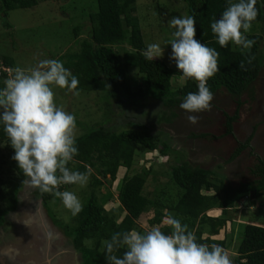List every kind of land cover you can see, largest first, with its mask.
<instances>
[{"label": "rangeland", "instance_id": "374dc122", "mask_svg": "<svg viewBox=\"0 0 264 264\" xmlns=\"http://www.w3.org/2000/svg\"><path fill=\"white\" fill-rule=\"evenodd\" d=\"M93 4L94 0H36L33 6L12 9L6 15L0 9V55L11 59L13 68L33 67L43 59L59 60L62 54L75 48L74 27L80 26L78 38L88 37L87 13L93 9ZM135 7L134 14L137 16L145 46L150 43L160 44L164 55L158 59L163 60L168 67L179 70L175 60L170 59L172 47L168 42L175 29L169 27L168 20L172 16L188 15L184 2L135 0ZM247 34L262 36L260 71L251 82L250 88L239 96L241 105L237 118L231 124L230 134L225 133V115H232L236 105L223 88L213 92L211 110L187 113L179 106L171 110L164 108L159 101L145 96L143 88L133 99L134 102L130 103L127 97H122L118 103L111 98L107 99L103 91L76 90L79 93L76 95L53 85L57 106H62L76 117V137L99 125L105 129L119 130L131 121L145 126L160 140L153 151L137 149L130 164L124 162L118 167L114 179L109 175L99 176L91 168L86 186L61 185V191L74 192L82 204L92 192L99 201H104L105 210L119 220L124 211L118 206L117 189L125 173H140L148 168L143 194L168 206L181 193V189L169 175L170 166L175 165L178 159L212 171L231 186L252 179L250 169L256 162L255 157H264V17L259 22H252L251 30ZM61 61L64 62V58ZM128 72L130 88L136 90L138 86L142 87V76L132 68ZM11 73L12 69L9 71ZM185 80L186 77L182 74L174 75L170 80L171 87H180ZM189 114L198 115L199 122L189 123L186 119ZM193 133L207 135L195 137L192 136ZM249 136L248 146L231 158L238 143ZM161 141L169 146L165 156H159L157 152ZM5 145V141H0V191L4 189L5 181L14 174L8 168ZM68 167L72 169L73 163H69ZM94 178L100 180L99 185L93 184ZM41 194L38 189L27 184L22 185L17 194L16 209L5 216V221L0 226V264H24L27 261L43 264L46 260L50 261L56 251L61 255L60 260L69 264H80L79 253L69 243L65 229L74 224L75 216H72L60 198L52 196L43 203ZM245 201L240 200L236 208L226 210L225 227L217 235H212L214 240L231 238L232 241L225 249L232 261L237 255L243 225L255 223L264 226V209L258 203L247 207ZM206 213L221 216L220 209L216 207ZM150 216L151 211L147 213V218ZM145 219L138 220V224L150 230ZM166 219L164 217L161 224H166ZM205 235L206 233L203 234ZM30 239L32 242L26 243ZM35 248H39L41 252L33 256L31 254Z\"/></svg>", "mask_w": 264, "mask_h": 264}, {"label": "trees", "instance_id": "16d2710c", "mask_svg": "<svg viewBox=\"0 0 264 264\" xmlns=\"http://www.w3.org/2000/svg\"><path fill=\"white\" fill-rule=\"evenodd\" d=\"M181 1L186 6L187 14L195 17V38L219 52L220 71L208 79L207 86L212 92L223 88L235 101L233 114L225 115V133L230 134L231 124L237 118L241 105L239 96L250 88L251 82L257 78L260 71L262 36L247 34L248 38L255 40L250 50L244 51L241 46L232 42H229L227 47H222L211 30V22L214 17H220L228 6V0ZM261 2L262 0L257 2L259 14L253 22H259L264 17V6H261ZM35 4L36 0H0V9L6 15L9 10ZM135 11V0H94L93 9L87 13L88 37L78 38L80 26L74 27L75 48L66 51L59 60L64 58V66L78 77L79 85L76 90L103 91L107 99L111 98L119 103L122 97H127L131 103L143 88L145 96L159 101L164 108L171 110L183 102L187 93L198 90V82L186 78L183 85L172 88L171 77L182 74L181 71L168 67L161 59L148 61L143 57L141 52L146 46ZM251 56L255 58L248 64L247 60ZM242 60L245 61L246 71L239 68ZM0 63L13 72L12 60L9 57L1 54ZM129 68L142 76V87L138 86L136 90H132L128 83ZM9 77L10 74L6 71H0V89L5 87L4 82ZM170 114L173 115L171 112ZM206 135L192 134L195 137ZM76 138L79 154L71 161L74 165L72 170L85 172L88 168H93L99 176L109 175L111 179L115 178L118 167L124 162L130 164L137 149L153 151L160 141L145 126L131 121L119 130L95 126ZM249 140L250 136L238 143L231 158L246 148ZM0 141L6 142L8 168L14 171L13 177L5 181L4 189L0 191L1 226L5 216L16 209L17 194L22 188L25 176L17 162L11 158L14 149L2 124ZM168 150L167 143L161 141L157 149L158 155L165 156ZM255 159L256 162L250 169L253 178L239 182L236 186L225 183L208 169L192 166L186 160L178 159L175 165L170 166L169 175L181 189V193L169 206L143 194L148 168L140 173H125L117 189L118 206L124 211L123 216L118 220L113 214H109L103 207L104 201H99L91 192L83 204V210L75 216L74 224L65 227L68 241L78 251L80 264H108L104 255V242L110 240L114 233L137 230L143 234L148 230L141 227L138 220L146 218L144 221L149 229L158 226L165 234H171V227L161 224L164 217L171 215L182 224L188 225L198 243L209 246L218 244L226 248L232 241L231 238L212 239V235H217L226 225V210L236 208L240 200H246L247 207L258 203L264 209V204L256 200L257 196L264 194V157L256 156ZM93 184L99 185L100 180L94 178ZM41 196L43 203L52 197L48 193H42ZM213 207L220 209L221 216L206 213ZM149 211L151 216L147 218ZM124 251L125 249L121 248L115 254L121 256ZM236 252L234 264H264V226L245 223Z\"/></svg>", "mask_w": 264, "mask_h": 264}, {"label": "clouds", "instance_id": "9594fccd", "mask_svg": "<svg viewBox=\"0 0 264 264\" xmlns=\"http://www.w3.org/2000/svg\"><path fill=\"white\" fill-rule=\"evenodd\" d=\"M258 0H228V6L220 17L213 18L211 30L218 43L227 47L229 42L250 50L255 40L250 39L252 22L259 14ZM264 6V0L261 2ZM172 33V53L177 68L186 78L198 82L196 92L187 93L179 107L187 113L211 110L214 93L207 86L209 78L220 71L219 52L197 40L194 16H172L168 20ZM141 54L148 61L162 58L163 47L150 43ZM254 56L248 58L251 64ZM239 68L247 70L245 61ZM0 89V124L14 149L11 157L18 164L27 184L42 193L60 198L72 216L83 210L78 196L61 185H87L92 169L85 172L68 167L79 154L76 138V117L57 106L53 85L67 89L76 95L79 79L57 59H43L29 68L17 66ZM191 124L199 122L198 115L189 114ZM165 223L171 234H165L158 226L145 233L137 230L116 232L105 243L108 264H234L228 251L221 245L198 243L187 224L168 216ZM121 248L125 251L116 255Z\"/></svg>", "mask_w": 264, "mask_h": 264}, {"label": "flooded vegetation", "instance_id": "af4514ba", "mask_svg": "<svg viewBox=\"0 0 264 264\" xmlns=\"http://www.w3.org/2000/svg\"><path fill=\"white\" fill-rule=\"evenodd\" d=\"M32 239H30V240H27V242L26 243H28V244H30V242H32L31 241ZM29 246V245H28ZM41 249V248H40ZM33 253L31 254V255H33V256H35V255H39L40 254V250H39V248L38 249H33V251H32ZM46 253H43V255H45ZM30 255V256H31ZM55 256L50 260V261H48V260H46L43 264H69V263H67V262H64L63 260H60V258H61V255L58 253V251H56L55 252V254H54ZM26 261V260H25ZM37 264V263H35V261H34V263L32 262V261H27V262H25L24 264ZM12 264V263H11ZM16 264H18V263H16ZM41 264V263H40Z\"/></svg>", "mask_w": 264, "mask_h": 264}, {"label": "water", "instance_id": "95a60500", "mask_svg": "<svg viewBox=\"0 0 264 264\" xmlns=\"http://www.w3.org/2000/svg\"><path fill=\"white\" fill-rule=\"evenodd\" d=\"M256 200H257L258 202H262V204H264V194L261 195V196H257V197H256Z\"/></svg>", "mask_w": 264, "mask_h": 264}, {"label": "built area", "instance_id": "2783aa9c", "mask_svg": "<svg viewBox=\"0 0 264 264\" xmlns=\"http://www.w3.org/2000/svg\"><path fill=\"white\" fill-rule=\"evenodd\" d=\"M2 70L6 71V72L9 74V71H10L9 68L3 66V65L0 63V71H2Z\"/></svg>", "mask_w": 264, "mask_h": 264}]
</instances>
